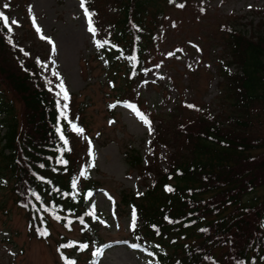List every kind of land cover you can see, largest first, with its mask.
<instances>
[{"label": "trees", "instance_id": "16d2710c", "mask_svg": "<svg viewBox=\"0 0 264 264\" xmlns=\"http://www.w3.org/2000/svg\"><path fill=\"white\" fill-rule=\"evenodd\" d=\"M186 6V0H85L95 26L97 17L105 20L95 58L111 77L108 86L117 73L125 85L135 84L158 64L156 31L164 7ZM240 25L220 26V109L179 102L192 114L172 125L168 114L158 118V139L171 144L164 167L147 159L143 164L149 149L143 156L131 145L123 150L129 169L151 175L143 192L122 190L118 203L135 210L130 233L154 264H264V14L241 25L247 30ZM67 99L51 95L35 63L0 22V176L36 238L49 235L50 221L67 230L78 226L79 239L56 243L59 260L74 264L71 254L86 249L97 220L94 209L83 207L96 182L81 175Z\"/></svg>", "mask_w": 264, "mask_h": 264}, {"label": "rangeland", "instance_id": "374dc122", "mask_svg": "<svg viewBox=\"0 0 264 264\" xmlns=\"http://www.w3.org/2000/svg\"><path fill=\"white\" fill-rule=\"evenodd\" d=\"M186 1L183 9L164 7L166 17L156 31L160 37L158 54L152 55L158 64L130 86L117 73L110 87L106 79L111 77L102 70V59L99 62L95 58L103 39V17H97V27L91 15L93 35L80 0H0V12L9 18L10 34L35 63L40 81L51 95L65 100L68 97L72 103L76 129L72 133L82 158L81 171L96 182L83 207L94 209L97 220L90 228L91 242L86 249L71 254L74 264H154L152 255L139 248L130 233V206L118 203L122 190L143 192L151 175L129 169L123 150L131 145L143 156V151L149 149L143 164L147 159L164 167L171 144L169 147L159 141L158 118H165L166 113L172 125L176 119L191 115L178 106L179 102L217 112L222 93L218 68L225 60L220 26L254 24L264 14V0ZM104 11L99 10V15L104 16ZM12 20L17 23L12 24ZM229 71L233 73L235 68ZM123 100L134 102L148 123L120 102ZM13 105L17 109V103ZM171 112L178 116L169 115ZM2 131L0 124V134ZM164 131L168 133L169 129ZM4 179L0 176V264H64L57 256L56 243L66 238L79 239L78 226L74 224L67 230L50 221L49 235L36 238L28 231L24 211L13 202L10 183Z\"/></svg>", "mask_w": 264, "mask_h": 264}, {"label": "snow or ice", "instance_id": "6c2138e0", "mask_svg": "<svg viewBox=\"0 0 264 264\" xmlns=\"http://www.w3.org/2000/svg\"><path fill=\"white\" fill-rule=\"evenodd\" d=\"M80 3H81V7L83 8L84 7V4H85V0H80ZM8 5H5V8H7ZM85 14L87 16H89V31L93 33V35H95V29L91 26V14L88 13L87 9H85ZM0 22L3 23V25L5 27H8V30L11 31V27H9V18L7 16H5L2 12H0ZM12 24H16L17 22L15 20H12L11 21ZM37 31H39V28H37ZM43 38V37H42ZM51 43V41H49ZM103 45L101 44H98V47H101ZM67 95V93L65 92V96ZM138 115L140 116V119L144 122V123H148V121L146 120V118L142 115V114H139ZM73 127H75L73 125ZM78 131L82 134L83 133V129H78ZM81 175H84V173L82 172ZM73 187H75V184H73ZM169 191H171V189H168ZM133 218H135V210H133ZM133 228H135V222L133 221V225H132ZM83 247H87V245H84Z\"/></svg>", "mask_w": 264, "mask_h": 264}]
</instances>
